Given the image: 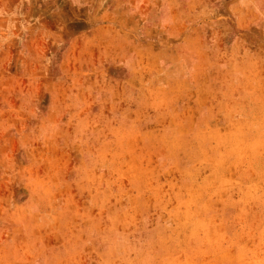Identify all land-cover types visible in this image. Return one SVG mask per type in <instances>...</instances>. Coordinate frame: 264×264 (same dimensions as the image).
Returning a JSON list of instances; mask_svg holds the SVG:
<instances>
[{"label": "rangeland", "instance_id": "1", "mask_svg": "<svg viewBox=\"0 0 264 264\" xmlns=\"http://www.w3.org/2000/svg\"><path fill=\"white\" fill-rule=\"evenodd\" d=\"M56 3L0 0V264H264V0H164L151 33Z\"/></svg>", "mask_w": 264, "mask_h": 264}, {"label": "bare ground", "instance_id": "2", "mask_svg": "<svg viewBox=\"0 0 264 264\" xmlns=\"http://www.w3.org/2000/svg\"><path fill=\"white\" fill-rule=\"evenodd\" d=\"M57 1H59V6L56 3V10L49 11V14L51 18H58L57 12H60L62 18H58L55 23L60 29L67 32H73L75 28L86 26L91 22L94 23L96 21L104 20H111L112 22H116L121 19L120 21L125 24H133V27L137 31L145 28V26L148 25V32L150 33L152 31L159 30L157 24L160 23L157 22V18H159V15L161 14V5L164 2V0ZM104 10L108 11L103 13ZM84 16H87V18H84Z\"/></svg>", "mask_w": 264, "mask_h": 264}, {"label": "clouds", "instance_id": "3", "mask_svg": "<svg viewBox=\"0 0 264 264\" xmlns=\"http://www.w3.org/2000/svg\"><path fill=\"white\" fill-rule=\"evenodd\" d=\"M126 151H128L131 154L133 150L126 149ZM112 195H117V193H112ZM136 195L138 196L139 193H137ZM120 199H125V197L118 196L117 203L110 204L107 198H103L102 202L95 206L99 207L102 212H106L108 214V219H115L121 216L122 214H132L136 211L137 209L136 205H133L131 203H129L128 206L121 205ZM89 237H90L89 240L86 241L88 243H91L93 239H97L99 240L100 243H104V241L109 238L108 233L105 230H101L97 232L95 236H93L92 233L90 232ZM111 252L118 259L123 258L125 264H148V261L141 258L140 255L141 249L136 247H131V246L121 247L118 243L113 242L111 247ZM129 257L132 258L129 259ZM107 264H113V261L109 260L107 261Z\"/></svg>", "mask_w": 264, "mask_h": 264}]
</instances>
